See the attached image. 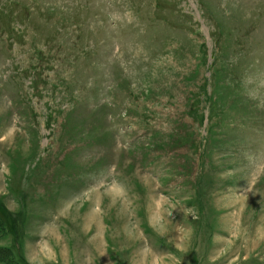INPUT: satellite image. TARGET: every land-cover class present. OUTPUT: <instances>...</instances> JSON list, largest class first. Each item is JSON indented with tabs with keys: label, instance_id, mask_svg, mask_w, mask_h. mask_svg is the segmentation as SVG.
<instances>
[{
	"label": "rangeland",
	"instance_id": "1",
	"mask_svg": "<svg viewBox=\"0 0 264 264\" xmlns=\"http://www.w3.org/2000/svg\"><path fill=\"white\" fill-rule=\"evenodd\" d=\"M0 264H264V0H0Z\"/></svg>",
	"mask_w": 264,
	"mask_h": 264
},
{
	"label": "trees",
	"instance_id": "2",
	"mask_svg": "<svg viewBox=\"0 0 264 264\" xmlns=\"http://www.w3.org/2000/svg\"><path fill=\"white\" fill-rule=\"evenodd\" d=\"M12 253L9 249L0 248V261H4V257L11 256Z\"/></svg>",
	"mask_w": 264,
	"mask_h": 264
}]
</instances>
